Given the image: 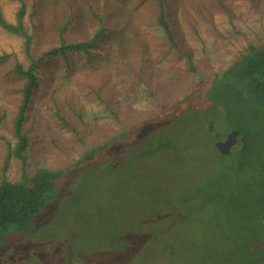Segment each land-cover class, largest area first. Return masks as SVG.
Segmentation results:
<instances>
[{"label":"rangeland","instance_id":"374dc122","mask_svg":"<svg viewBox=\"0 0 264 264\" xmlns=\"http://www.w3.org/2000/svg\"><path fill=\"white\" fill-rule=\"evenodd\" d=\"M166 1L181 49L192 53L205 78L226 69L247 42L264 39V0H222L224 6L216 0ZM35 2L38 50L54 41L52 22L62 20L68 2L76 10L70 36L87 35L94 24L91 6L111 30L89 56L72 55L69 65L58 61L55 79L46 84L54 86L39 95L46 105L58 106L67 123L36 101L30 109V172L41 164L66 171L30 222L0 230V264H236L237 226L247 220L250 195L264 197V152L259 160V154L250 155L248 133L249 151H219L210 140L223 141L230 127L212 106L144 146L142 140L108 145L103 157L72 165L91 146L194 87L185 57L169 48L154 25V1ZM15 3L0 0L8 17ZM21 44L0 29V54H8L0 61V166L5 140L13 141L22 81L12 69L17 61L26 63ZM97 95L117 111V119ZM209 124L211 132L205 130ZM7 177L18 179V161H11Z\"/></svg>","mask_w":264,"mask_h":264},{"label":"trees","instance_id":"16d2710c","mask_svg":"<svg viewBox=\"0 0 264 264\" xmlns=\"http://www.w3.org/2000/svg\"><path fill=\"white\" fill-rule=\"evenodd\" d=\"M153 1L156 9L153 14L154 25L161 31L169 48L185 57L188 71L196 77L195 85L182 98L162 105L157 113L149 114L148 118H142L129 127H123L99 145L91 146L73 160L72 165L103 157L108 145H127L142 140V146H144L160 133L171 131L172 128L176 129L181 125L186 127L189 124L186 120L199 117L207 106L214 108L212 111L214 115H223L230 127L227 131L229 133L224 134L225 139L220 142H225L232 130L239 131L245 141L248 133L250 155L254 152L259 154L257 155L259 160L261 153L264 152V39L247 42L244 52L239 53L226 69L205 78L198 72L192 53L181 49L174 27L168 18L167 1ZM216 1L224 6L222 0ZM37 10L35 0H16L12 15L8 17L0 4V29L21 39V52L26 61L25 64L17 61L12 69V73L20 77L22 82L17 89L20 96L12 122L13 141L5 140L6 153L0 166L1 231L14 225L23 226L30 222L54 195L60 176L66 171V169L61 170V168H51L41 164L30 172L28 158L33 148L29 142L25 123L33 103L36 101L38 106L53 111L54 116L67 123L59 113V107L52 108L46 105L45 100L40 96L54 86L47 85L50 77L55 79L58 61L61 60L69 65L72 55L89 56L111 30L104 14L97 12L91 6L94 24L87 35L78 38L70 36L68 31L75 23L76 10L68 2L62 20L58 24L52 22L56 32L54 41L38 50L34 42ZM7 57L8 54H0V61ZM49 62L50 68H48ZM48 73L49 76H46ZM168 77L171 78L172 75L169 74ZM97 99L104 104L107 111L116 119L118 118L117 111L111 108L104 98L97 95ZM217 104H222L224 107H219ZM3 118L4 115L0 116V124ZM232 120L245 129V133L233 127ZM149 126L151 127L148 128ZM205 130L209 131L210 127L207 126ZM178 138H181L180 135L175 139ZM210 141L216 147V140ZM234 146L231 144L230 148ZM159 148L160 146L157 150H161ZM172 150L175 155L178 154V151L173 148ZM246 151H249L248 144L238 153L243 154ZM12 160L19 163V177L16 180H10L7 177ZM261 164L264 165V163ZM250 204L249 213L246 214L247 220L237 226V230L240 231L237 237L239 240L232 238V245L238 258L236 264H264V197L252 199L250 195Z\"/></svg>","mask_w":264,"mask_h":264},{"label":"water","instance_id":"95a60500","mask_svg":"<svg viewBox=\"0 0 264 264\" xmlns=\"http://www.w3.org/2000/svg\"><path fill=\"white\" fill-rule=\"evenodd\" d=\"M209 127H210V132L213 130V127H211V124H209ZM231 143H229V142ZM231 144H234V148L231 147ZM215 145L216 147L218 148L219 151L221 152H230V151H235V152H240V151H243L245 146H246V141H245V138L244 136L239 132V131H236V130H232L230 131V135L229 137H227V140L225 142H220V139H216L215 141Z\"/></svg>","mask_w":264,"mask_h":264}]
</instances>
